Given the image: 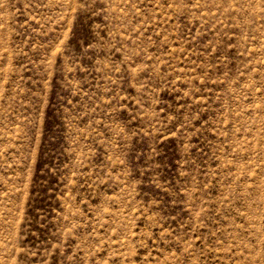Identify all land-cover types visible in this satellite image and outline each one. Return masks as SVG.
Returning a JSON list of instances; mask_svg holds the SVG:
<instances>
[{
	"label": "rangeland",
	"instance_id": "374dc122",
	"mask_svg": "<svg viewBox=\"0 0 264 264\" xmlns=\"http://www.w3.org/2000/svg\"><path fill=\"white\" fill-rule=\"evenodd\" d=\"M0 264H264V0H0Z\"/></svg>",
	"mask_w": 264,
	"mask_h": 264
}]
</instances>
